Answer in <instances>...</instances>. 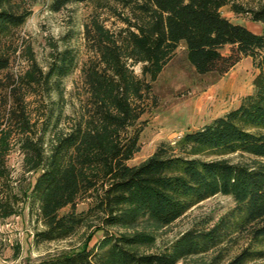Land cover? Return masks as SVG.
<instances>
[{
    "label": "trees",
    "instance_id": "trees-1",
    "mask_svg": "<svg viewBox=\"0 0 264 264\" xmlns=\"http://www.w3.org/2000/svg\"><path fill=\"white\" fill-rule=\"evenodd\" d=\"M11 1L0 0V38L26 21V14L9 9ZM85 1L51 0L50 8L59 11ZM247 1L257 6L245 7L238 0H144L140 7L147 17L124 45L97 25L105 40L99 43L101 62L83 68L88 100L81 113L49 141L37 135L21 142L26 170L38 172L31 194L44 228L35 241L66 239L94 216L106 226L144 228L107 232L92 247L35 264H223L226 243L240 236L247 237V244L226 264H264L256 263L264 260V33L221 12L229 5L235 13L248 11L253 20L264 22V0ZM181 44L199 74L222 76L250 57L258 70L253 91L238 106L173 143L161 142L147 159L129 165L140 150V118L152 82ZM224 46L228 53L221 52ZM128 59L142 63V77ZM7 66L0 53V70ZM76 66V54L66 48L54 54L45 72L27 73L26 81L63 98L62 81ZM57 115L62 112L52 114L51 128L58 126ZM235 153L254 159L235 162L228 157ZM217 194L236 203L218 221L183 232L162 251L142 250L155 244L156 230ZM83 200L90 206L78 211ZM213 252L202 262L187 260Z\"/></svg>",
    "mask_w": 264,
    "mask_h": 264
},
{
    "label": "rangeland",
    "instance_id": "rangeland-1",
    "mask_svg": "<svg viewBox=\"0 0 264 264\" xmlns=\"http://www.w3.org/2000/svg\"><path fill=\"white\" fill-rule=\"evenodd\" d=\"M144 0H89L67 4L59 11L50 8L51 0H12L9 9L26 14V21L11 27L0 38V53L8 66L0 70V264H35L44 259L75 253L92 247L104 234L132 232L143 229L106 226L92 217L88 223L66 238L36 242L35 234L44 228L37 215V203L31 189L38 172L27 171L24 165L22 140L29 136L45 137L49 141L55 131H67L72 119L81 113L88 100V87L83 68L101 62L100 25L116 43L124 45L130 31L147 17L140 7ZM253 8L256 2L238 0ZM231 21L241 23L257 33H264V22L255 21L251 13H235L230 6L221 9ZM71 48L77 66L62 81L63 98L47 87L30 85L27 73L40 75L47 70L54 54ZM229 47L221 48L228 53ZM135 73L142 77V63L127 60ZM257 69L250 57H243L228 73L199 74L190 63L184 44H181L157 79L146 101V112L140 118V150L128 160L137 165L152 155L158 145L174 142L185 132L195 130L215 117L238 106L242 98L253 91ZM146 78L150 80V76ZM62 112L58 126L51 128L52 114ZM47 147V144H45ZM235 162H250L254 156L231 154ZM229 195L217 194L191 208L173 224L155 231L156 242L143 247L145 252L166 249L183 232L199 226H211L235 206ZM89 200L79 201L77 210H87ZM66 207L62 210L65 212ZM247 244V237L226 243L223 264ZM213 253L190 257L189 262L210 259ZM256 263H264V260Z\"/></svg>",
    "mask_w": 264,
    "mask_h": 264
}]
</instances>
